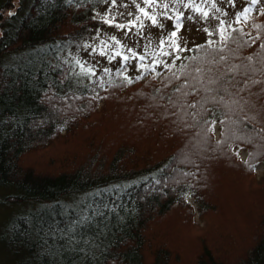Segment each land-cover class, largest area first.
Instances as JSON below:
<instances>
[{"label": "trees", "instance_id": "1", "mask_svg": "<svg viewBox=\"0 0 264 264\" xmlns=\"http://www.w3.org/2000/svg\"><path fill=\"white\" fill-rule=\"evenodd\" d=\"M104 1L0 0V264H264V12L88 81Z\"/></svg>", "mask_w": 264, "mask_h": 264}, {"label": "rangeland", "instance_id": "2", "mask_svg": "<svg viewBox=\"0 0 264 264\" xmlns=\"http://www.w3.org/2000/svg\"><path fill=\"white\" fill-rule=\"evenodd\" d=\"M246 9L253 14L264 12V0H107L91 14L117 26L94 25L80 46L71 43L65 55L77 61L75 70L86 73L88 81L123 64L127 65L126 76L133 78L147 67L161 70L181 62L194 45L217 43L222 31L238 21L246 22L241 17ZM257 170L261 173V166ZM2 209L0 223L5 218Z\"/></svg>", "mask_w": 264, "mask_h": 264}, {"label": "snow or ice", "instance_id": "3", "mask_svg": "<svg viewBox=\"0 0 264 264\" xmlns=\"http://www.w3.org/2000/svg\"><path fill=\"white\" fill-rule=\"evenodd\" d=\"M150 2H151V0H150ZM252 3H256V0H252ZM141 11H143V9H141ZM245 11H249V9H246ZM145 15H147V14L145 13ZM204 15L207 16V13H204ZM151 19L153 20V23L156 22L155 17H152ZM121 27H123V26H121ZM177 27H179V25H177ZM175 35H176V33L173 32V33H172V36H175ZM101 54H103V53H101ZM123 59H124V60H127L128 57L125 56V57H123Z\"/></svg>", "mask_w": 264, "mask_h": 264}]
</instances>
